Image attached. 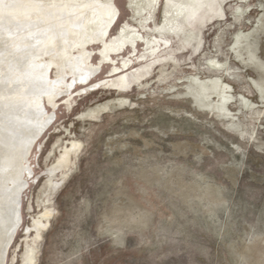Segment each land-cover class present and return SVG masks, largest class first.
Here are the masks:
<instances>
[{
	"label": "rangeland",
	"instance_id": "obj_1",
	"mask_svg": "<svg viewBox=\"0 0 264 264\" xmlns=\"http://www.w3.org/2000/svg\"><path fill=\"white\" fill-rule=\"evenodd\" d=\"M36 1L111 3L107 34L91 23L79 40L101 65L92 82L139 79L87 90L66 70L5 264H264V0H204L180 31L189 0ZM110 58L132 64L112 72Z\"/></svg>",
	"mask_w": 264,
	"mask_h": 264
},
{
	"label": "bare ground",
	"instance_id": "obj_2",
	"mask_svg": "<svg viewBox=\"0 0 264 264\" xmlns=\"http://www.w3.org/2000/svg\"><path fill=\"white\" fill-rule=\"evenodd\" d=\"M203 1L189 0L180 5L174 19L177 30L183 26L180 17L188 20L191 26L200 19ZM46 6L36 0H0V264H5L8 248L22 226L20 201L27 186L26 175L31 172L29 157L39 137L53 125L54 118L46 112L45 101L58 94V88L69 77L66 70L74 75L73 83H83L89 87L87 90L101 86L127 90L135 77L126 71L115 78L92 82L101 65L90 63V57L84 53L85 45L79 42L86 36L91 23L96 26L93 38L107 34L117 15L111 3L100 5L89 1L71 9H64L55 2ZM137 36L144 39L140 34ZM80 47L82 53L70 60L71 50ZM53 54H56L54 59ZM48 56L52 57L51 61ZM57 59L65 60V64H61L57 75L60 80L53 81L48 74L53 64L57 65ZM84 59L90 70L83 66ZM108 61L113 65L112 72L132 64L131 59L122 67L115 65L111 58ZM69 150L60 162H68ZM44 217H50V211ZM42 222L36 223L44 226ZM30 261L35 264L33 256Z\"/></svg>",
	"mask_w": 264,
	"mask_h": 264
}]
</instances>
